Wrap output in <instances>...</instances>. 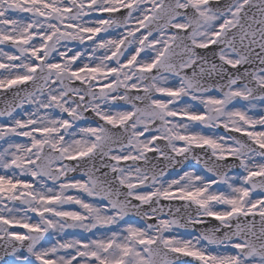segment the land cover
Wrapping results in <instances>:
<instances>
[{"label": "snow or ice", "instance_id": "obj_1", "mask_svg": "<svg viewBox=\"0 0 264 264\" xmlns=\"http://www.w3.org/2000/svg\"><path fill=\"white\" fill-rule=\"evenodd\" d=\"M212 3L0 0V261L264 264V0Z\"/></svg>", "mask_w": 264, "mask_h": 264}, {"label": "water", "instance_id": "obj_2", "mask_svg": "<svg viewBox=\"0 0 264 264\" xmlns=\"http://www.w3.org/2000/svg\"><path fill=\"white\" fill-rule=\"evenodd\" d=\"M221 1H224L225 3L229 2V0H221ZM216 63H219L218 59L215 61ZM257 65H258V61H257ZM228 67V70L231 72L233 71V69L230 67V66H227ZM244 67H250V70H252L255 66H248V65H245ZM259 67L261 68H264V65H260ZM240 71L242 72L243 71V67L240 68ZM190 74V73H189ZM0 93H4L3 96H0V100H3L6 97L10 98L12 93L11 92H4V90H0ZM3 105L0 104V107H2ZM231 160V158H229ZM187 163H190L191 165H198L196 161H189ZM137 220H139V218H135ZM258 219V217H257ZM154 222V221H152ZM212 223H215L214 221H212ZM212 226L210 223H206L204 224L203 226H194L193 228L191 229H185V230H190L191 232H194V233H198V230L199 228L203 227V228H207V227H210ZM9 260H12L11 257H5V259L3 261H0V264H6V261H9ZM181 261H184V262H194L193 258L191 257H182L181 258Z\"/></svg>", "mask_w": 264, "mask_h": 264}, {"label": "rangeland", "instance_id": "obj_3", "mask_svg": "<svg viewBox=\"0 0 264 264\" xmlns=\"http://www.w3.org/2000/svg\"><path fill=\"white\" fill-rule=\"evenodd\" d=\"M24 16H20V18H23ZM4 61H6V59L4 58ZM0 72H3V70H0ZM235 103V102H234ZM255 103H257L258 105H264V101H255ZM178 106H182V105H180V104H178ZM237 106H241L240 104H238ZM244 106H246V102H244ZM260 111V109L259 108H257V109H255V110H251L250 112H249V114L250 115H253V114H255L256 112H259ZM0 143H3V142H0ZM6 146V145H5ZM198 169V168H197ZM5 203H8V206L9 207H11L12 205H11V203H9V202H5ZM75 231H77V234L76 235H79V233L78 232H80V230H75ZM179 232V231H178ZM181 235H184V236H187V235H189V233H182V232H179ZM191 235V234H190ZM194 236V235H193ZM46 241H47V244H50V243H52L51 241H49V239L48 238H46Z\"/></svg>", "mask_w": 264, "mask_h": 264}]
</instances>
